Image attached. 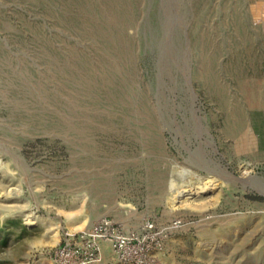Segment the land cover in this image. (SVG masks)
Here are the masks:
<instances>
[{"label": "rangeland", "instance_id": "1", "mask_svg": "<svg viewBox=\"0 0 264 264\" xmlns=\"http://www.w3.org/2000/svg\"><path fill=\"white\" fill-rule=\"evenodd\" d=\"M61 248L264 264V0H0V264Z\"/></svg>", "mask_w": 264, "mask_h": 264}, {"label": "built area", "instance_id": "2", "mask_svg": "<svg viewBox=\"0 0 264 264\" xmlns=\"http://www.w3.org/2000/svg\"><path fill=\"white\" fill-rule=\"evenodd\" d=\"M110 230H113L112 229V221L108 220L106 218H103V219L97 221L95 224H93L89 231L84 232L82 235L83 236L82 240H80V241L81 242H83V240L91 241L90 240L91 238L94 240L96 238L106 239L109 235H111L109 233ZM120 235H121V233L120 234L119 233L112 234V236L114 238L117 237L116 238L117 240L119 238H122ZM81 242H79V243H81ZM68 251H70V250H68V249L66 250L65 248L58 249L59 253L57 254V258H59L61 260V262H59L60 264H90V263L101 261L100 253H98L99 248H96V249L84 248L82 251L79 250V251L74 252L73 258L66 259V257L69 256ZM92 251H95V253H93Z\"/></svg>", "mask_w": 264, "mask_h": 264}, {"label": "bare ground", "instance_id": "3", "mask_svg": "<svg viewBox=\"0 0 264 264\" xmlns=\"http://www.w3.org/2000/svg\"><path fill=\"white\" fill-rule=\"evenodd\" d=\"M213 185H214V183H213L212 181H210V182L208 183L207 186H208V187H212ZM206 188H207L206 186H205V187H202L201 190L204 191ZM184 192H186V190H183V189H180V188H179L178 190H176L175 195H174V194H173V195H174L175 198H176V197H178L179 195L183 194ZM28 223H33V221H32V220H29Z\"/></svg>", "mask_w": 264, "mask_h": 264}]
</instances>
